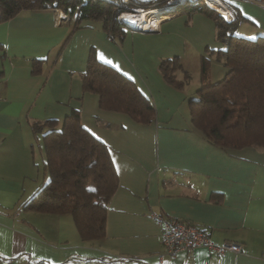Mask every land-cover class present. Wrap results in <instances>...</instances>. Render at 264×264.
Segmentation results:
<instances>
[{
    "label": "crops",
    "instance_id": "obj_1",
    "mask_svg": "<svg viewBox=\"0 0 264 264\" xmlns=\"http://www.w3.org/2000/svg\"><path fill=\"white\" fill-rule=\"evenodd\" d=\"M219 1L229 10L225 20L236 19L231 5L243 15L236 28L246 33L235 28L236 34L264 35V0ZM189 5L159 15L149 29L128 30L121 42L101 22L84 20L63 48L73 23L59 17L60 9H22L0 21V264H264V147H221L193 124L190 100L202 83L201 56L210 59L213 83L228 67L216 56L224 45L214 20ZM91 52L134 81L155 107L153 121L101 108L98 94L84 90ZM174 55L191 74L182 87L159 67ZM33 58L43 59L38 73ZM193 72L199 75L194 83ZM72 110L108 146L118 175L106 234L96 240L81 238L71 214L21 207L48 179L32 121L55 119L61 126ZM154 214L194 224L215 244L241 249L218 253L201 245L161 260Z\"/></svg>",
    "mask_w": 264,
    "mask_h": 264
},
{
    "label": "trees",
    "instance_id": "obj_2",
    "mask_svg": "<svg viewBox=\"0 0 264 264\" xmlns=\"http://www.w3.org/2000/svg\"><path fill=\"white\" fill-rule=\"evenodd\" d=\"M168 1L0 0V21L22 9H61L73 23L62 48L84 20L101 22L104 30L121 42L131 29L119 19L122 11L133 7L155 9ZM231 6L236 11V19L230 22L205 0L188 6L192 12H201L214 20L216 37L224 45L216 51V56L228 67L226 76L213 83L209 75L210 59L201 56L202 83L197 97L190 100L192 122L210 142L221 147H264V35L251 38L236 34V25L243 15L237 6ZM42 61L32 59L34 73L41 71ZM159 67L164 78L176 86H184L191 78L178 55L163 58ZM180 71H184L183 78L177 75ZM83 88L98 94L101 108L125 112L144 123L154 120V105L134 81L93 52L83 75ZM31 125L43 141L48 179L21 207L71 214L83 240L103 238L110 199L118 187V175L108 146L82 125L77 110H72L61 126L55 119H38ZM31 264L50 262L40 259Z\"/></svg>",
    "mask_w": 264,
    "mask_h": 264
},
{
    "label": "built area",
    "instance_id": "obj_3",
    "mask_svg": "<svg viewBox=\"0 0 264 264\" xmlns=\"http://www.w3.org/2000/svg\"><path fill=\"white\" fill-rule=\"evenodd\" d=\"M129 2L130 0H124ZM192 3H196V1H192ZM188 1L181 2V0H169L168 3L163 7H158L155 9H165L174 7L173 9L165 10L166 12H160V15L167 14L170 12L175 11L178 6L187 4ZM61 10V9H60ZM141 10H154L152 8L146 9L144 7H133L131 10L122 11L119 14V19L122 20L124 15L128 13L137 14L141 12ZM59 17L60 18H69L68 14L63 10L60 11ZM131 28V27H130ZM134 29V28H131ZM137 30H142L140 26H137ZM154 217L158 221L161 227V244L163 246V251L160 254V259L162 260L165 256L168 257H175L179 252L187 251L192 252L196 247L204 245L210 249L218 253H222L225 250H235L238 251L241 249V246L237 243H224L222 245L215 244L210 234L191 223L184 222L176 217L172 216H162L160 214H154ZM187 264H195L194 262H188Z\"/></svg>",
    "mask_w": 264,
    "mask_h": 264
},
{
    "label": "bare ground",
    "instance_id": "obj_4",
    "mask_svg": "<svg viewBox=\"0 0 264 264\" xmlns=\"http://www.w3.org/2000/svg\"><path fill=\"white\" fill-rule=\"evenodd\" d=\"M184 1H186V0H181V2H184ZM192 1H197V0H192ZM212 1L213 0H208L210 5H211ZM213 6L220 8V12L224 16H227V17L229 16L228 8H226V6H224V5H222V3L219 0H214ZM171 8L172 7L165 8V9H162V10L154 9V10H148V11L141 10V12H139L137 14L128 13L125 16H126V19L129 20L130 23L133 24L134 26H140V28L149 29L151 26H154L157 23V21L159 19L158 17L160 15V12H166L165 10H169Z\"/></svg>",
    "mask_w": 264,
    "mask_h": 264
},
{
    "label": "rangeland",
    "instance_id": "obj_5",
    "mask_svg": "<svg viewBox=\"0 0 264 264\" xmlns=\"http://www.w3.org/2000/svg\"><path fill=\"white\" fill-rule=\"evenodd\" d=\"M206 1V3L207 4H209V2H208V0H205ZM198 2V1H197ZM212 3L214 4V1H212ZM209 6H211L212 7V4L210 5L209 4ZM216 9V8H215ZM216 11L218 12V14L223 18V16H222V14H220L219 13V10H217L216 9ZM225 17V16H224ZM237 31H239V32H241V33H246V32H244L242 29H238V26H237ZM242 35H245V36H247V34H242ZM248 37V36H247ZM249 37H251V38H255V37H252V36H249ZM257 37V36H256ZM219 60H221V58H219ZM193 75H194V78L192 79V83H194L195 82V79H196V75H198V72H193ZM199 76V75H198ZM194 81V82H193ZM198 83H199V81H198Z\"/></svg>",
    "mask_w": 264,
    "mask_h": 264
},
{
    "label": "water",
    "instance_id": "obj_6",
    "mask_svg": "<svg viewBox=\"0 0 264 264\" xmlns=\"http://www.w3.org/2000/svg\"><path fill=\"white\" fill-rule=\"evenodd\" d=\"M186 1L191 2V0H186ZM122 21H124V22H125L129 27H131V28H134V29L137 28V26H134L133 24L130 23L129 20L126 19V16H125V15L122 17Z\"/></svg>",
    "mask_w": 264,
    "mask_h": 264
},
{
    "label": "clouds",
    "instance_id": "obj_7",
    "mask_svg": "<svg viewBox=\"0 0 264 264\" xmlns=\"http://www.w3.org/2000/svg\"><path fill=\"white\" fill-rule=\"evenodd\" d=\"M197 1L199 2V0H197ZM197 1H196V2H197ZM188 3H189V1H188ZM190 4H192V2H190ZM194 4H197V3H194ZM208 5H209V4H208ZM217 10H218V9H217ZM219 13L222 14L220 11H219ZM222 16H223V14H222ZM223 19L225 20L226 18L223 16ZM226 21H227V20H226Z\"/></svg>",
    "mask_w": 264,
    "mask_h": 264
},
{
    "label": "snow or ice",
    "instance_id": "obj_8",
    "mask_svg": "<svg viewBox=\"0 0 264 264\" xmlns=\"http://www.w3.org/2000/svg\"><path fill=\"white\" fill-rule=\"evenodd\" d=\"M101 59H103V57H101Z\"/></svg>",
    "mask_w": 264,
    "mask_h": 264
}]
</instances>
